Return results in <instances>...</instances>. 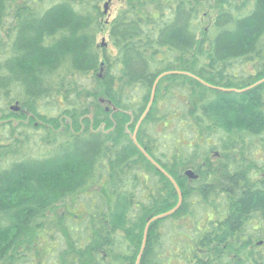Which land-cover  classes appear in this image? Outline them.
<instances>
[{"label": "trees", "instance_id": "obj_1", "mask_svg": "<svg viewBox=\"0 0 264 264\" xmlns=\"http://www.w3.org/2000/svg\"><path fill=\"white\" fill-rule=\"evenodd\" d=\"M103 1L0 0V264L137 263L168 72L140 264H264V0Z\"/></svg>", "mask_w": 264, "mask_h": 264}, {"label": "water", "instance_id": "obj_2", "mask_svg": "<svg viewBox=\"0 0 264 264\" xmlns=\"http://www.w3.org/2000/svg\"><path fill=\"white\" fill-rule=\"evenodd\" d=\"M112 0H109V3H106L105 5V8H104V13L107 14L108 10H109V5H110V2ZM103 47H106L107 45L105 43H103L102 45ZM175 74H183V73H180V72H168V73H164L162 74L161 76L158 77V79L155 81V84L153 86V90H152V95H151V100H150V103H149V106L146 110V112L144 113L143 117L140 119L137 127H136V130L134 132V134L132 135V141L133 143L137 146V148L145 155V157L160 171L162 172L169 180L170 182L174 185L175 189H176V192L179 196V202H178V205L172 209L171 211L163 214V215H159L157 217H154L153 219H151L145 229V234H144V240H143V245H142V249H141V252L138 256V260H137V263L136 264H140L141 260H142V257H143V254H144V251H145V248H146V244H147V240H148V234H149V229H150V226L153 222L157 221V220H161V219H164V218H167L173 214H175L182 206L183 204V194L178 186V184L176 183V181L160 166L158 165L154 159L152 157H150V155L146 152V150H144L142 148V146L139 144L138 142V131H139V128L140 126L142 125L144 119L147 117V115L149 114L151 108H152V105L154 103V100H155V96H156V91H157V87H158V84L160 82V80L162 78H164L165 76H168V75H175ZM190 76V74H188ZM199 81H201L205 86L209 87V88H212V89H218L216 87H213L207 83H205L204 81L198 79ZM229 91H232V92H242V91H235V90H229ZM15 109V108H14ZM19 109H15V111H18ZM186 175L190 178V179H197L198 176L195 174L194 171L192 170H189L186 172Z\"/></svg>", "mask_w": 264, "mask_h": 264}, {"label": "rangeland", "instance_id": "obj_3", "mask_svg": "<svg viewBox=\"0 0 264 264\" xmlns=\"http://www.w3.org/2000/svg\"><path fill=\"white\" fill-rule=\"evenodd\" d=\"M106 3H109V0H104L101 3L102 9L104 8V5ZM124 5H125V3H124L123 0H112L110 2L109 10H108L107 14L104 15V18H103V21H104L106 27L103 30V32H101L97 36V44L99 46H102L103 43H105L107 45L106 46V50L108 52H110V53H113V54L116 52V50L112 46L111 41H110V37H109V24H111V22L118 16L120 10L124 7ZM14 108H16V109L18 108L19 109V106L18 105H14ZM42 111H43L44 114H46V113L55 114V113H58L59 112V109H55L53 111H49L48 112L47 109L45 108ZM260 252H263V250L260 249Z\"/></svg>", "mask_w": 264, "mask_h": 264}, {"label": "flooded vegetation", "instance_id": "obj_4", "mask_svg": "<svg viewBox=\"0 0 264 264\" xmlns=\"http://www.w3.org/2000/svg\"><path fill=\"white\" fill-rule=\"evenodd\" d=\"M38 124L39 123H37L36 125H38ZM263 245H264V242H262V240H261L259 243H257V247H260V248H255V249L264 250ZM257 250L254 252L255 257H256ZM261 253H263L262 255L264 256V251L263 252H259V254H261Z\"/></svg>", "mask_w": 264, "mask_h": 264}]
</instances>
